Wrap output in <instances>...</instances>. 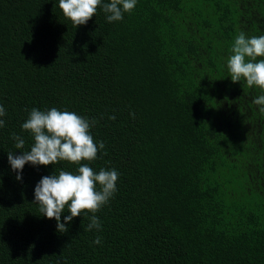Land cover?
<instances>
[{
  "label": "trees",
  "instance_id": "obj_1",
  "mask_svg": "<svg viewBox=\"0 0 264 264\" xmlns=\"http://www.w3.org/2000/svg\"><path fill=\"white\" fill-rule=\"evenodd\" d=\"M105 3L74 26L59 0H0V264H264V92L227 70L241 32L264 36V0H137L113 22ZM53 107L94 119L105 149L82 163L119 173L99 230L82 212L60 232L34 202L79 165L18 180L8 161L34 143L32 108Z\"/></svg>",
  "mask_w": 264,
  "mask_h": 264
},
{
  "label": "clouds",
  "instance_id": "obj_2",
  "mask_svg": "<svg viewBox=\"0 0 264 264\" xmlns=\"http://www.w3.org/2000/svg\"><path fill=\"white\" fill-rule=\"evenodd\" d=\"M137 0H110L103 4V11L107 14L108 22L123 19L125 12H131ZM101 0H59V8L63 15L74 26L84 25L95 14ZM231 55L227 60V70L233 82L244 81L249 88L257 87L264 92V36L246 37L241 32L234 40ZM260 106L259 111L264 113V95L253 101ZM6 115L3 105H0V117ZM115 119V116L110 117ZM96 121L89 120L71 111H60L53 107L41 111L32 108L28 118L22 124V129L32 134L34 143L29 151H22L20 155L8 153L11 168L17 171V179H21L20 172L26 163L34 166H48L67 161L69 164L79 165L77 173L61 170L58 175L43 176L34 189V202L39 205L40 213L49 219L57 221V230L66 232V223L81 213H92L86 231L94 228L99 230L101 224L95 215L102 206L116 192V182L119 173L115 170L100 169L95 172L88 164L82 161H94L98 152L105 149L103 141H94L90 128ZM5 121L0 119V128ZM16 141L15 148L23 149L25 141L12 134ZM106 155V152L104 153ZM99 186V190L97 189ZM68 210L69 215L61 222V214ZM97 237L93 243L99 244Z\"/></svg>",
  "mask_w": 264,
  "mask_h": 264
}]
</instances>
